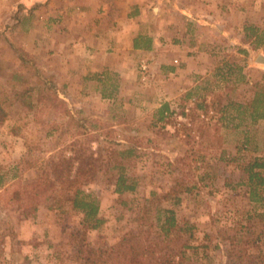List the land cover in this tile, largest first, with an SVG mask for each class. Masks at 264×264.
Returning a JSON list of instances; mask_svg holds the SVG:
<instances>
[{"label": "rangeland", "instance_id": "1", "mask_svg": "<svg viewBox=\"0 0 264 264\" xmlns=\"http://www.w3.org/2000/svg\"><path fill=\"white\" fill-rule=\"evenodd\" d=\"M19 1L12 0L13 7L7 11L8 0H0V31L4 33L0 35V91L5 94L13 86L31 87L34 88L31 100L36 102L37 88L43 86L42 79L34 75L35 67L39 66L55 79L70 112L48 108L42 103L31 110L21 99L15 100L13 96L3 99L6 112L0 119V175L4 174L6 179L3 186L9 187L15 179L23 183L35 180L42 166L60 151L72 156L76 147L70 134L77 129V124L70 116L80 115L78 111L88 118L91 131L87 141L93 151L99 153L95 139L125 142L133 138L139 145L138 156L125 160L138 186L135 191L119 194L102 173L100 179L84 185L100 202V215L105 222L97 229L86 227L83 213L66 201L57 208H49V201L34 203L38 204V211L33 216L17 203L5 206L6 200L0 198V264H81L82 260L77 257L81 248H109L125 234L146 228L145 218L155 224L153 236L158 238L161 231L157 225V207L173 209L179 224L190 228L182 232L181 242L191 244L182 264H264V199H250L248 173L244 170L255 157L264 159V119L257 123L248 119L237 131L223 127V142L213 146L211 141L200 138L197 130L201 121L213 124L217 118L211 119L212 110L194 118V100L185 97L186 90L194 85V76L179 75L165 81L156 78L155 69L148 65V55L115 101L90 98V94H68L62 79L58 81V73L51 67L48 48L37 50L34 36L22 33L15 19ZM127 1L130 0H123ZM30 2L33 4L35 0ZM191 5L193 10L197 9L195 6L201 7ZM203 9L205 12L209 7L204 4ZM150 14L146 8L141 21L147 20L150 24ZM220 19L225 23L223 16ZM31 20H26L24 25ZM243 21L241 16L236 17L233 50L227 49L226 28L224 33L215 35V47L208 41L211 30L203 28L199 42L190 44L189 50L195 47L198 51L204 50L196 57L212 66L211 75L217 68L214 67L225 61L244 65L245 80L231 81L229 85L223 82V89L216 92L228 93L246 102L256 90H264V62L255 57L258 53L264 56V39L258 44L257 35L247 38L240 34L238 24ZM4 36L17 45L31 48L33 51L28 52L32 61L20 58ZM252 39L256 40L250 43ZM247 46L262 48L245 52L243 49ZM165 95L172 96L166 100L171 101L172 114L159 121L156 109L165 102ZM55 126L54 135L47 136L46 132ZM246 136L248 142L244 143ZM199 156L203 157L204 166L197 169ZM258 170L264 174V169ZM177 177L182 186L192 189L174 193Z\"/></svg>", "mask_w": 264, "mask_h": 264}, {"label": "trees", "instance_id": "2", "mask_svg": "<svg viewBox=\"0 0 264 264\" xmlns=\"http://www.w3.org/2000/svg\"><path fill=\"white\" fill-rule=\"evenodd\" d=\"M17 23L20 22V10L15 16ZM248 33L257 35V43L264 39V30L258 34V29L254 25L246 27ZM0 31V35H3ZM6 41L13 47L15 52L23 60L30 58V53L22 45L13 43L4 36ZM10 41V42H9ZM150 36L138 35L134 38L136 48L150 49L152 47ZM245 51V50H244ZM246 52V51H245ZM33 67L36 66L32 62ZM244 65L224 62L217 66L212 75L200 80L194 88L186 94V100H194V118H200L202 113H209L212 110V118H217L215 123L201 121L198 133L204 141H211L212 145L223 142V127H230L237 131L248 119L257 123L264 119V90H256L253 98L249 101H240L221 90L223 82L226 85L232 81L245 80L243 73ZM34 75L42 79L43 86L38 87L39 94L36 102L31 100V92L34 88L21 89L13 86L8 93L0 91V119L6 115L2 104L3 99L13 96L14 99H21L26 102L30 109H35L39 103L48 108H59L64 112L69 111L68 102L62 98L55 79L47 76L46 71L39 66L35 67ZM4 94V95H2ZM80 115L70 116V120L76 121V130L70 134L73 137L75 152L72 156L66 155L63 151L53 156L41 168L40 175L33 181L23 183L15 179L9 183V187H4L5 175H0V198H4L5 206L17 203V206L30 210L34 216L38 211V204L49 201V208H57L63 201L70 204L73 209L83 213L84 225L90 229H97L102 226L105 219L100 215V202L98 198L84 188V185L101 178V174L106 175L107 180L114 185L115 192L123 194L126 191H135L138 186L137 178L129 173V166L125 160L138 156L139 145L133 138L127 141L113 139H95L99 145V153L92 150L91 143L87 141L91 127L87 125L88 118ZM158 120L164 121L172 114L169 104L163 103L157 110ZM56 126L46 132L47 136L54 135ZM248 131H246L247 133ZM105 142V144H103ZM248 142L246 136L244 143ZM225 152V151H223ZM189 154V153H188ZM201 161V162H200ZM195 168L204 166L202 156L196 158ZM264 169V159L255 157L244 170L248 173L247 184L250 187V199L252 201L263 200L264 174L258 169ZM16 177V174L14 175ZM4 187V188H3ZM195 187V186H193ZM3 188V189H2ZM192 188L182 186L180 179L176 178L174 193L179 191H189ZM179 197L177 201H179ZM147 227L138 232L125 234L119 241L109 248L96 250L93 248L80 249L77 257L82 260L81 264H182L186 257V250L191 244L182 241V232L190 230L179 224L173 209L157 207V225L160 228L161 236H153L154 223L149 222ZM234 241L231 244L234 246ZM232 253V250L229 249Z\"/></svg>", "mask_w": 264, "mask_h": 264}, {"label": "crops", "instance_id": "3", "mask_svg": "<svg viewBox=\"0 0 264 264\" xmlns=\"http://www.w3.org/2000/svg\"><path fill=\"white\" fill-rule=\"evenodd\" d=\"M12 3L8 0L7 11L12 9ZM29 3L32 2L19 1L21 31L34 36L37 50L48 48L51 67L58 73V81L62 79L67 93L90 94V98L109 101L123 94L129 77L136 76L137 67L143 66L147 55L156 78L165 81L179 75H193L194 85L186 90L188 93L200 80L211 75L212 66L196 57L204 50L198 51L197 47L189 50L190 44L199 42L203 28L211 30L208 41H212V47H215V35L224 33L226 28L228 50L236 47L238 15L244 20L238 29L245 37L252 38L247 26L254 25L260 35L264 30V0H130L126 3L123 0H35ZM191 3L201 7L195 6L197 9L193 10ZM204 4L209 7L205 12ZM146 8L152 12L148 19L151 25L147 20L141 21ZM252 17L256 19L250 20ZM28 19L31 22L25 26ZM141 34L152 38L150 49L134 46V38ZM260 46H247L243 50L252 51ZM25 49L33 51L29 47ZM259 56L260 53L255 57ZM169 97L165 95L163 103L167 102L172 110L169 101L172 96Z\"/></svg>", "mask_w": 264, "mask_h": 264}, {"label": "water", "instance_id": "4", "mask_svg": "<svg viewBox=\"0 0 264 264\" xmlns=\"http://www.w3.org/2000/svg\"><path fill=\"white\" fill-rule=\"evenodd\" d=\"M263 57H264L263 55H260L258 60H259L260 62H264V58H263Z\"/></svg>", "mask_w": 264, "mask_h": 264}]
</instances>
